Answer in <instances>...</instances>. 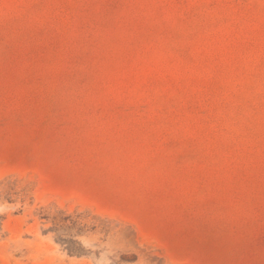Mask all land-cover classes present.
I'll return each instance as SVG.
<instances>
[{"label":"rangeland","instance_id":"obj_1","mask_svg":"<svg viewBox=\"0 0 264 264\" xmlns=\"http://www.w3.org/2000/svg\"><path fill=\"white\" fill-rule=\"evenodd\" d=\"M0 264H264V0H0Z\"/></svg>","mask_w":264,"mask_h":264}]
</instances>
